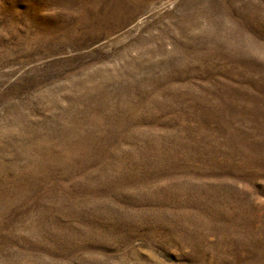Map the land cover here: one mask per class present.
I'll return each mask as SVG.
<instances>
[{"label":"rangeland","instance_id":"1","mask_svg":"<svg viewBox=\"0 0 264 264\" xmlns=\"http://www.w3.org/2000/svg\"><path fill=\"white\" fill-rule=\"evenodd\" d=\"M0 264H264V0H0Z\"/></svg>","mask_w":264,"mask_h":264}]
</instances>
